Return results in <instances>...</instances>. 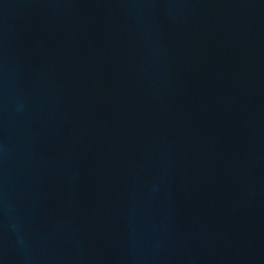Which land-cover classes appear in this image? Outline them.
Returning a JSON list of instances; mask_svg holds the SVG:
<instances>
[{"label": "water", "instance_id": "water-1", "mask_svg": "<svg viewBox=\"0 0 264 264\" xmlns=\"http://www.w3.org/2000/svg\"><path fill=\"white\" fill-rule=\"evenodd\" d=\"M0 264H264V0H0Z\"/></svg>", "mask_w": 264, "mask_h": 264}]
</instances>
